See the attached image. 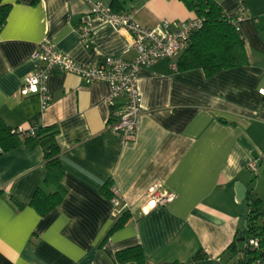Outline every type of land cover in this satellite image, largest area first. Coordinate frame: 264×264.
I'll use <instances>...</instances> for the list:
<instances>
[{
	"label": "crops",
	"instance_id": "crops-1",
	"mask_svg": "<svg viewBox=\"0 0 264 264\" xmlns=\"http://www.w3.org/2000/svg\"><path fill=\"white\" fill-rule=\"evenodd\" d=\"M233 20L247 64L206 77L203 70H173L168 60L141 67L139 126L131 144L107 132L110 86L85 84L75 74L54 70L47 88L52 101L19 89L36 65L44 41L83 65L107 56L130 60L129 36L90 14V2L114 11L134 10L145 27L196 17L179 0H2L10 11L0 27V118L13 129L29 130L37 117L55 126L67 192L59 205L40 215L29 205L46 167L40 146L19 144L0 152V264L118 263L116 252L139 245L149 264H223L238 235L241 203L235 183L264 204L248 162L264 152V0H213ZM92 29L81 41L79 24ZM110 182L124 205L104 196ZM174 194L162 206L145 209L147 190ZM13 200L22 204L17 206ZM125 211L129 220L106 238ZM240 246V244H238Z\"/></svg>",
	"mask_w": 264,
	"mask_h": 264
},
{
	"label": "built area",
	"instance_id": "built-area-1",
	"mask_svg": "<svg viewBox=\"0 0 264 264\" xmlns=\"http://www.w3.org/2000/svg\"><path fill=\"white\" fill-rule=\"evenodd\" d=\"M90 14L103 19L119 31L129 36V49L134 56L126 60L119 56H107L96 65H83L75 62L66 54L59 52L51 42H41L33 54L35 68L25 76L19 89L22 96L37 95L44 108L52 101L47 88V80L52 71H64L80 77L85 84L104 81L110 86L107 103L112 108L107 132L119 139L123 145L132 143L139 126L141 115V96L136 84V72L141 67H148L159 60L166 59L173 70L177 69L178 56L190 45L192 36L203 24V18L193 17L178 22L162 21L154 27H145L134 19V10L114 11L101 2H90ZM234 24L235 22L231 20ZM77 32L81 41L89 44L92 29L86 24H79ZM264 96V89L260 90ZM20 130V129H19ZM264 152L252 158L247 168L256 173ZM113 204L123 208L122 201L110 187ZM174 194L150 187L145 194L144 208L149 209L171 202ZM245 246L254 250L259 247V240L250 237ZM223 264H247L243 251H238Z\"/></svg>",
	"mask_w": 264,
	"mask_h": 264
},
{
	"label": "trees",
	"instance_id": "trees-1",
	"mask_svg": "<svg viewBox=\"0 0 264 264\" xmlns=\"http://www.w3.org/2000/svg\"><path fill=\"white\" fill-rule=\"evenodd\" d=\"M187 9L194 11L197 17L203 18V24L192 36L190 45L178 56L177 70L186 71L195 68L203 70L206 77H210L219 70L239 67L247 64L244 40L236 25L223 13L221 7L213 0H179ZM10 4L0 0V27L4 25ZM29 130L13 129L0 118V152L8 151L19 144L28 147L40 146L43 152V163L46 167L45 176L29 201L38 214L43 215L60 204L67 189L62 185L61 178L64 167L61 163L60 149L56 142L57 130L55 126H43L38 123L37 117L31 121ZM110 182L101 186L104 196L111 199ZM22 207L23 205L13 200ZM241 223L238 232L244 231V240L238 235L227 246L229 257L238 251H243L247 264H264V204L251 190H247L241 203ZM130 218L128 211L123 212L108 231L105 238L114 230L121 228ZM250 237L259 240L257 249L245 246ZM242 241V245H238ZM199 256L193 257L186 264H193ZM118 263L136 261L139 264H149L141 246L136 245L116 252ZM162 264H182L179 262Z\"/></svg>",
	"mask_w": 264,
	"mask_h": 264
},
{
	"label": "water",
	"instance_id": "water-1",
	"mask_svg": "<svg viewBox=\"0 0 264 264\" xmlns=\"http://www.w3.org/2000/svg\"><path fill=\"white\" fill-rule=\"evenodd\" d=\"M235 192H236V201L238 203H242L244 198H245V195H246V188L239 182H236L235 183ZM242 225V223H241ZM238 237L240 240H244V231L243 230H240L238 232Z\"/></svg>",
	"mask_w": 264,
	"mask_h": 264
},
{
	"label": "rangeland",
	"instance_id": "rangeland-1",
	"mask_svg": "<svg viewBox=\"0 0 264 264\" xmlns=\"http://www.w3.org/2000/svg\"><path fill=\"white\" fill-rule=\"evenodd\" d=\"M258 171H259V166H258V170H257L256 173L250 172V174L252 175V181H253V182H256L255 180H256L257 177H258V176H257ZM260 172H261V169H260L259 173H260ZM257 187H258V191L260 192V194L262 193V195H264V178L261 179L260 184H259ZM239 244L242 245L243 242L240 241Z\"/></svg>",
	"mask_w": 264,
	"mask_h": 264
}]
</instances>
